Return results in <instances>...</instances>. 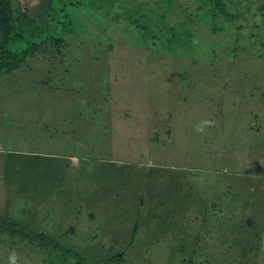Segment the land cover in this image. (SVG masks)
Returning <instances> with one entry per match:
<instances>
[{
  "label": "rangeland",
  "instance_id": "374dc122",
  "mask_svg": "<svg viewBox=\"0 0 264 264\" xmlns=\"http://www.w3.org/2000/svg\"><path fill=\"white\" fill-rule=\"evenodd\" d=\"M41 1L12 0L32 16ZM121 1H85L61 48L0 77V215L91 263L264 264V0H226L232 20L211 18L215 0H173L188 54L145 47ZM13 251L64 264L0 232V264Z\"/></svg>",
  "mask_w": 264,
  "mask_h": 264
},
{
  "label": "trees",
  "instance_id": "16d2710c",
  "mask_svg": "<svg viewBox=\"0 0 264 264\" xmlns=\"http://www.w3.org/2000/svg\"><path fill=\"white\" fill-rule=\"evenodd\" d=\"M85 1L87 0L41 1L37 15L32 16L16 8L12 0H0V77L6 73H14L29 57L40 50H48L54 44L61 48L65 43V34L72 32L77 18L75 9L80 8ZM129 2L127 0L120 2L121 8H124L121 12H126L129 26H134L141 31L145 47L149 46V40L152 39L153 47L157 44L159 46L167 44L171 48L170 52L178 54L188 52L179 49L191 45L190 39L187 40V34L176 32L174 30L176 25L168 20V11L172 8L173 0H156L159 5L157 9L148 4L147 0H137L132 7L130 6L134 1ZM117 3L118 0H112L113 9L117 7ZM201 7H204L203 3ZM210 16L214 20L221 18L232 20L235 15L227 8L226 0H215ZM180 24L184 25V22ZM215 29H217L216 26ZM142 35L140 34V38ZM0 219H2L0 232L8 230L13 239L21 242L26 240L35 242L50 253L51 250L56 251L55 254L59 255L64 264H127L124 251L96 258L91 263L87 256L74 247L63 244L43 230L37 231L31 228L26 221L14 219L7 214L0 215ZM137 223L134 224L132 232L134 239L138 229ZM58 249L62 252L59 253ZM69 255L74 256V261L67 260ZM188 264L199 263L189 258Z\"/></svg>",
  "mask_w": 264,
  "mask_h": 264
},
{
  "label": "clouds",
  "instance_id": "9594fccd",
  "mask_svg": "<svg viewBox=\"0 0 264 264\" xmlns=\"http://www.w3.org/2000/svg\"><path fill=\"white\" fill-rule=\"evenodd\" d=\"M215 123L216 122L211 119H202L196 124L195 131L197 132V134L204 135L206 134V130L209 127L215 126ZM8 264H18V253L16 251H13L9 254Z\"/></svg>",
  "mask_w": 264,
  "mask_h": 264
}]
</instances>
